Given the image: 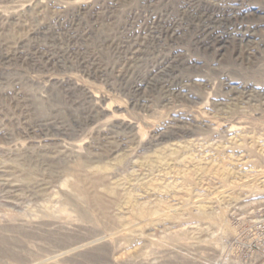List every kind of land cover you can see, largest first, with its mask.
Segmentation results:
<instances>
[{
	"label": "rangeland",
	"instance_id": "1",
	"mask_svg": "<svg viewBox=\"0 0 264 264\" xmlns=\"http://www.w3.org/2000/svg\"><path fill=\"white\" fill-rule=\"evenodd\" d=\"M264 0H0V264H264Z\"/></svg>",
	"mask_w": 264,
	"mask_h": 264
},
{
	"label": "bare ground",
	"instance_id": "2",
	"mask_svg": "<svg viewBox=\"0 0 264 264\" xmlns=\"http://www.w3.org/2000/svg\"><path fill=\"white\" fill-rule=\"evenodd\" d=\"M264 251V250H263Z\"/></svg>",
	"mask_w": 264,
	"mask_h": 264
}]
</instances>
